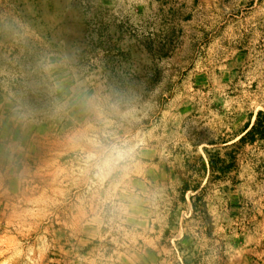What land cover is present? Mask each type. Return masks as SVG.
<instances>
[{
    "label": "rangeland",
    "instance_id": "rangeland-1",
    "mask_svg": "<svg viewBox=\"0 0 264 264\" xmlns=\"http://www.w3.org/2000/svg\"><path fill=\"white\" fill-rule=\"evenodd\" d=\"M0 95L29 150L1 264H264V140L201 169L264 112V0H0ZM98 136L129 150L103 182Z\"/></svg>",
    "mask_w": 264,
    "mask_h": 264
},
{
    "label": "crops",
    "instance_id": "crops-1",
    "mask_svg": "<svg viewBox=\"0 0 264 264\" xmlns=\"http://www.w3.org/2000/svg\"><path fill=\"white\" fill-rule=\"evenodd\" d=\"M2 108H4V102L0 95V112ZM1 128L2 125L0 131ZM11 138L10 129H7V133H3L0 143V264L3 256L9 257L12 244L18 241L16 230L18 216L21 214V210L25 211V206L28 204L17 199L18 194L22 190H26L17 185L18 178L22 176H18L17 166H23V169H26L27 164L20 158V155L23 156L26 150L29 151L27 149L28 140L21 137ZM33 142H36V148L46 156L52 155L50 153L63 152L66 146L65 141L51 140L49 136L42 139L38 137ZM20 216H23V214Z\"/></svg>",
    "mask_w": 264,
    "mask_h": 264
},
{
    "label": "trees",
    "instance_id": "trees-1",
    "mask_svg": "<svg viewBox=\"0 0 264 264\" xmlns=\"http://www.w3.org/2000/svg\"><path fill=\"white\" fill-rule=\"evenodd\" d=\"M258 140H264V112L261 111L258 113L257 118L252 124L250 122L241 138L231 145H228L230 142H226L224 150H216L214 153L208 151V160L201 158V169L210 173V175L215 176L217 173L220 175H226L234 168H237V154L238 149H241L247 145H254ZM226 153L222 156V152ZM198 191L199 188L193 189ZM191 191L190 186L186 183L182 189V197L185 200L187 192ZM198 197H192V200ZM195 207V204H194Z\"/></svg>",
    "mask_w": 264,
    "mask_h": 264
},
{
    "label": "clouds",
    "instance_id": "clouds-1",
    "mask_svg": "<svg viewBox=\"0 0 264 264\" xmlns=\"http://www.w3.org/2000/svg\"><path fill=\"white\" fill-rule=\"evenodd\" d=\"M86 165L94 171L97 180L103 182L129 155L128 148L119 142H107L103 137H94Z\"/></svg>",
    "mask_w": 264,
    "mask_h": 264
}]
</instances>
